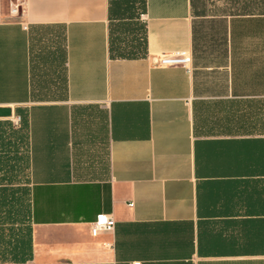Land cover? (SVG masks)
<instances>
[{
    "label": "crops",
    "instance_id": "crops-1",
    "mask_svg": "<svg viewBox=\"0 0 264 264\" xmlns=\"http://www.w3.org/2000/svg\"><path fill=\"white\" fill-rule=\"evenodd\" d=\"M10 2L0 264H264V0H145L133 58L109 0Z\"/></svg>",
    "mask_w": 264,
    "mask_h": 264
},
{
    "label": "built area",
    "instance_id": "built-area-1",
    "mask_svg": "<svg viewBox=\"0 0 264 264\" xmlns=\"http://www.w3.org/2000/svg\"><path fill=\"white\" fill-rule=\"evenodd\" d=\"M9 10H10V16L17 17L19 14V10L22 7L24 0H10ZM153 64L159 68H165V67H181L183 69H186L187 71H190V65H191V56L188 53L180 52V54L175 55H162L159 57H156L155 60H153ZM15 124L19 123V119H15ZM114 221L111 216L109 215H101L98 216L93 224L90 226L91 235L92 236H98L100 234H105L106 232H112L114 229Z\"/></svg>",
    "mask_w": 264,
    "mask_h": 264
},
{
    "label": "trees",
    "instance_id": "trees-1",
    "mask_svg": "<svg viewBox=\"0 0 264 264\" xmlns=\"http://www.w3.org/2000/svg\"><path fill=\"white\" fill-rule=\"evenodd\" d=\"M135 0H109V17L111 22H124V21H132V20H139L140 12L141 14H144L145 12V0H139L137 4V7H135ZM110 48L109 52L110 55L114 58L120 57V58H133L135 56L142 55L144 51V45H145V39H141L142 42V49L140 54H126L119 48V44L117 43L118 39H112V33L110 30ZM24 249L25 244L23 242ZM25 252V251H24ZM30 258V254L23 255V262L27 261V259Z\"/></svg>",
    "mask_w": 264,
    "mask_h": 264
},
{
    "label": "rangeland",
    "instance_id": "rangeland-1",
    "mask_svg": "<svg viewBox=\"0 0 264 264\" xmlns=\"http://www.w3.org/2000/svg\"><path fill=\"white\" fill-rule=\"evenodd\" d=\"M135 7L139 0H135ZM138 8V7H137ZM140 16L139 20H132V21H116L113 22L111 33L112 39H118L117 43L119 44L120 50H122L126 54H140L142 49V42L140 41L143 38V24L140 22L141 17V10H139Z\"/></svg>",
    "mask_w": 264,
    "mask_h": 264
}]
</instances>
